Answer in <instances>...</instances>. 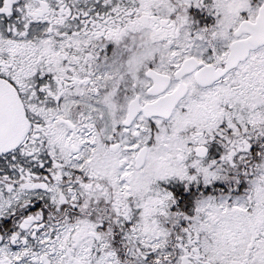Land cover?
<instances>
[{
  "label": "snow or ice",
  "instance_id": "snow-or-ice-1",
  "mask_svg": "<svg viewBox=\"0 0 264 264\" xmlns=\"http://www.w3.org/2000/svg\"><path fill=\"white\" fill-rule=\"evenodd\" d=\"M0 264H264V0H0Z\"/></svg>",
  "mask_w": 264,
  "mask_h": 264
}]
</instances>
